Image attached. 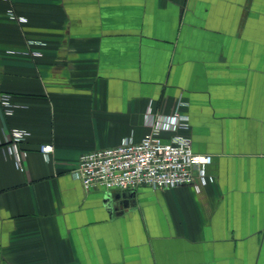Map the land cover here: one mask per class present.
<instances>
[{
	"label": "crops",
	"instance_id": "0c3cea01",
	"mask_svg": "<svg viewBox=\"0 0 264 264\" xmlns=\"http://www.w3.org/2000/svg\"><path fill=\"white\" fill-rule=\"evenodd\" d=\"M3 92L0 264H264V0H0ZM181 100L212 181L84 187L82 153L140 140L149 108Z\"/></svg>",
	"mask_w": 264,
	"mask_h": 264
},
{
	"label": "built area",
	"instance_id": "2783aa9c",
	"mask_svg": "<svg viewBox=\"0 0 264 264\" xmlns=\"http://www.w3.org/2000/svg\"><path fill=\"white\" fill-rule=\"evenodd\" d=\"M10 19L23 22L13 8L8 9ZM31 45L43 43L31 40ZM25 54L40 55L37 50ZM0 105L6 116L15 112L17 104L10 93H0ZM181 100L171 114L146 113V123L151 126L143 137L134 141L125 139L122 143L105 148L93 149L81 154L75 174L86 189L103 187L107 190L136 189L150 186L167 189L180 186H193L198 190L214 179L208 166L213 161L212 154L197 153L192 146V138L187 132L191 128L190 114L181 109L187 106ZM168 131V137L164 132ZM29 131L12 128L8 143L3 146L6 155H13L19 166L22 164L20 144L27 139ZM40 151L49 156L54 151L53 144L40 145Z\"/></svg>",
	"mask_w": 264,
	"mask_h": 264
},
{
	"label": "water",
	"instance_id": "95a60500",
	"mask_svg": "<svg viewBox=\"0 0 264 264\" xmlns=\"http://www.w3.org/2000/svg\"><path fill=\"white\" fill-rule=\"evenodd\" d=\"M106 203L107 205L110 207L111 205V196H108L107 199H106Z\"/></svg>",
	"mask_w": 264,
	"mask_h": 264
}]
</instances>
